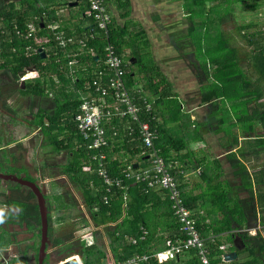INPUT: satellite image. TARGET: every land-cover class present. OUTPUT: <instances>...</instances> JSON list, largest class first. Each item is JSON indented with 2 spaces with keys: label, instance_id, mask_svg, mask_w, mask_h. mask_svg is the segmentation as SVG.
I'll use <instances>...</instances> for the list:
<instances>
[{
  "label": "trees",
  "instance_id": "trees-1",
  "mask_svg": "<svg viewBox=\"0 0 264 264\" xmlns=\"http://www.w3.org/2000/svg\"><path fill=\"white\" fill-rule=\"evenodd\" d=\"M208 0H191V2L198 5L200 3V14L202 16V28L204 32H210V26L213 24L220 25L228 19L235 18L236 9L239 8L242 12L257 11L264 8V0H211L214 6L220 8L224 4L239 3L237 7H229L227 13H223L221 10L216 14H212V6H208ZM83 4L85 1H81ZM81 2H78L77 5ZM26 6H22L23 0H21V8L16 9L13 4L8 6L0 5V71H8L12 78L16 82V88L22 95L39 97L41 99L50 98L52 103L55 104V108L52 110H46L41 107H37L33 112L32 108L34 103L31 102L30 110L32 119L30 120V126L32 125L36 129L40 130V133L44 137V141L50 145L52 150L56 153L66 151L69 154V160L62 168V173L68 175L70 180L74 182L80 189L83 195L84 204L95 226L103 225L109 238V245L111 252L116 260V263L124 262L126 259L136 253H151L154 250L161 249L164 246V242L167 237H174L177 235L178 224L173 216L168 201V208L172 221L175 225H172L174 232H170L167 235H158L154 238L152 232H149L152 224H148V209L147 205L152 198H160L158 192L148 190L145 192L139 183L125 182V190L113 188L109 194L108 203H104L103 196L106 194V185L103 184L101 178L97 175V163L92 160L94 151L87 148V141L83 139L76 128L74 116L78 112V108L81 102L82 93H86L89 90L85 88V84L94 77L95 73L103 68V47L104 40L101 34L99 35L95 31L94 25L82 26L79 31L90 30L95 32L93 38H88L86 45L79 50L77 45H69L66 48H60L57 46L53 39V32L47 27L49 19L47 15L49 11L44 10L36 6L37 1L25 2ZM67 4V3H65ZM127 5L125 1L123 6ZM86 6V4H85ZM86 7H83L82 13H84ZM233 9V10H232ZM81 13V14H82ZM91 21V20H90ZM33 22L36 27L35 35L37 37H48L49 42L37 45L34 42V38H25L24 35L27 32L28 23ZM92 22V21H91ZM257 23H248L239 25L237 31L242 32L245 28H256ZM17 30L21 32V35L17 34ZM123 29L119 26H114V22L109 25V40L113 43L117 53L122 56L121 40L124 38ZM218 39L212 44L207 45V52L210 54V62L216 66L217 71L220 68L237 67L240 64V57L237 53V48L230 42L225 40L224 33L220 32ZM245 37L249 49L248 65L252 71L256 74V80L252 81L247 79L246 86L242 87L244 94L239 96V99H250V103L257 105L256 101L264 94V30L255 32H244L241 34ZM208 39V37H207ZM206 40V39H205ZM30 46V49L27 47ZM32 48H36L34 51ZM43 48L44 57L39 49ZM89 48L93 50V53L89 52ZM77 54V64L73 66L74 72L70 74L67 62L73 58V54ZM207 54V53H206ZM136 63H140L138 53L132 51ZM99 65L97 68L96 66ZM128 65V63H127ZM31 69L38 73L35 78L27 79L22 84H19L18 74L25 70ZM127 69V67H126ZM142 73L141 71H139ZM130 73L125 74V79L130 78ZM157 79L153 83L154 78H150L146 82L145 89L155 95L153 102V114H155V107L162 103L167 106L168 110L166 116L170 121H177L180 115V103L177 100L176 93L172 90L171 85L166 78L160 73L153 75ZM231 77V76H230ZM241 77L247 78L246 75L241 73L232 75L229 78V82L235 83L239 81L242 83ZM127 82V81H126ZM260 82L262 87H260ZM12 88V87H11ZM239 88V87H238ZM73 89V90H72ZM219 88L213 89L214 95L220 97ZM239 89L232 91L240 92ZM4 89L0 86V108L7 109L11 113H15V108L6 103L9 94L14 89ZM210 91V90H209ZM4 93L8 96H4ZM213 98V95L207 97L206 100ZM251 105L250 112V131L254 129L253 123L260 121L264 128V111L258 112L256 106ZM171 114V115H170ZM258 114L261 115L258 118ZM263 117V118H262ZM148 118V117H147ZM151 126L157 129V138L155 140L156 146L161 149L160 154L163 156L166 162H170L171 153L181 151L185 147V142L181 138L174 136L168 137L167 147L160 144V127L156 124V121L151 120ZM125 142H132V145H138L140 140L138 134L135 132L133 135H126L123 139ZM10 139L3 142L0 136V168L6 165L8 160L5 155V147L12 143ZM102 153H107V147L101 149ZM136 153L141 154L140 159H145L146 155H142L141 145L136 149ZM182 162L184 159H181ZM238 168L242 169V164L238 159L235 160ZM88 165V171L83 170L84 165ZM106 168L109 174L112 176L120 175L121 171L125 168V164L122 165L116 160H105ZM123 167V168H122ZM121 168V169H120ZM172 172V170H171ZM174 172V171H173ZM172 172V173H173ZM5 183L7 188L12 191L11 197L4 198V191H0V206L7 205V210L0 213V248L7 247V244H16L14 240L15 233L12 231H6L4 225L16 224L20 228L24 225L32 233L31 249L34 252L35 262L38 264V250L40 245V213L37 204V199L32 190L28 187L22 186L19 183L12 181L0 180ZM220 188V187H218ZM217 188V189H218ZM250 203L245 207L243 202L237 193H233L231 190L225 191L222 189L221 194L214 195V205L219 208L222 217L220 219L213 220V223L209 227H202L197 221L203 236L211 229L214 234L228 233L230 239L233 235H239L240 239L244 243L242 249L237 250V259L231 262H225L221 260L220 255L223 253L218 249L220 244L219 240H215L213 243L207 241L210 246V259L212 264H264V234L257 230L254 235L248 233V229H253L260 224L264 229V193L257 192V200H259V211L262 215L259 218L256 216V204L253 200V190L250 187ZM126 195L125 206L123 205V195ZM57 200L56 208L63 210L67 201L62 194L55 195ZM59 198L62 200L60 203ZM167 198V197H166ZM46 199V196H45ZM185 199V204L189 208H193L190 199ZM251 211L250 215H247V209ZM1 209V207H0ZM50 206L47 205V210L50 211ZM124 215V217H122ZM122 217V219H121ZM119 219L122 222H117ZM49 231L51 227V217L48 212L47 216ZM114 223V224H112ZM145 228L148 231V235L144 241H138L136 244H131L128 241V237H137L140 234V227ZM246 229V230H243ZM8 234V239L3 240V233ZM232 241V240H231ZM55 245H61L63 251L67 254H79L83 264H102L106 255L105 252L100 249L97 244L87 246L84 241L75 239L72 241H62L56 239ZM232 249L235 250L234 247ZM77 251V252H75ZM16 255L10 259L0 260V264H29L27 260L21 256V250L17 248ZM187 257L182 259L179 257L175 260H170L162 264H199L198 259L194 251L185 253ZM46 264V258L43 261ZM142 264H159L154 260H150L149 263Z\"/></svg>",
  "mask_w": 264,
  "mask_h": 264
},
{
  "label": "crops",
  "instance_id": "crops-1",
  "mask_svg": "<svg viewBox=\"0 0 264 264\" xmlns=\"http://www.w3.org/2000/svg\"><path fill=\"white\" fill-rule=\"evenodd\" d=\"M35 1H37V7L49 11V14H45L50 20L49 24L57 26L56 31L62 32L64 35L84 37L88 31H79L80 27L93 25L92 20L84 16L83 13L80 16L76 13L77 4L69 6V3L74 0ZM125 1L127 5L123 6ZM206 2H210L213 5L217 3L211 0ZM85 4L86 1L83 7H86ZM211 4L208 6L211 7ZM199 5L200 3L196 5L191 0H106V7L111 15L112 22H114V26H119L125 31L124 38L121 40V57L123 58L124 51L127 50L128 54L131 55L134 50L138 53L141 60L137 66L142 73L138 70L137 72H133L129 68V65H127V74L130 73L131 76L125 79L128 88L132 93L137 87L140 88V94L154 102L155 95L153 96L154 98L151 97L148 94L149 91L145 89V83H140L136 76L140 75L149 79V74L160 73L166 78L177 95V100L180 103L178 120L175 122L168 120V116L165 117L168 108L166 105L160 103L155 107L156 124L161 129L160 144L164 145L165 148L167 147L168 137L171 135L181 138L185 142V147L181 151H170L171 160L167 163L170 164L172 172L174 171L172 174L178 183L184 203V198L190 199L189 202H192V209L185 205L196 225L198 221L202 227H209L213 223V220L222 217L219 208L214 205L213 197L216 193L221 194L222 189L225 191L229 189L233 193H237L240 200L244 203L243 205L247 206L250 203V187L253 190V200L256 204V216L259 223L262 213L258 209L260 202L257 200L256 193H264V128L260 120L253 123L254 129L250 131L249 119L251 105H254L253 107L256 106L258 112L264 111V94L257 99V105L250 103V99H239V96L244 94L242 87L246 86L245 82L247 79L256 80V74L248 65L249 46L248 48L246 47V56L244 52L245 58H242L238 54L240 64L237 67L225 66L217 71L216 66L208 60L205 66L209 63L210 66H207V69L211 68V71L204 70L201 61H198L195 56L199 54L198 51H201L202 47H205L202 42V16L200 17V11L196 10ZM212 14L216 13L213 12ZM81 19H85L86 22L82 23ZM254 22L258 26L264 24V22L260 23L258 19ZM75 23H78V25H75ZM221 24L217 25L215 23V26L212 25L218 29V32L215 39L209 38L206 44L214 43L215 45V41L221 36L220 32H223L225 35V32L219 28ZM244 32L242 31L241 34ZM229 38L232 40V36H229ZM243 38L246 39L245 37ZM206 49L204 48V51L207 53L206 56L209 59L210 54H208ZM129 61L137 64L134 57L130 58ZM125 62L126 64L128 63L127 61ZM238 73L247 77H241L243 79L242 83L239 82L240 80L235 83L228 81L232 75ZM203 74L206 77L205 81L202 79ZM191 77H193L192 80ZM156 81L157 79L154 78L153 83ZM234 87L239 89L238 91L240 92L232 91ZM260 87H262L261 82ZM216 88L222 90V92L219 90L220 97L214 95L213 89ZM88 93H82L81 95L84 96ZM211 95H213V98L209 101L206 100ZM36 98L43 101L47 99ZM38 107L43 108L41 105ZM54 108L55 104L52 103V108L48 105V108L43 109L52 110ZM260 117L261 115L258 114V118ZM103 125L106 128L108 137L107 153H104L108 160L119 161L122 165L125 164L123 167L130 165L135 171L149 165L150 161L147 155L145 159H140L141 154L136 153V149L141 145L140 142L138 145L133 146L132 142L123 141L127 135V126L134 125L133 122L128 118L120 119L114 117L109 120H103ZM114 130L117 132L116 135H113ZM189 142L190 144H188ZM5 155L8 162L2 167L10 166L21 169L24 178L28 175L30 177L28 180L36 183V179L28 174L25 167H16L10 164L11 161H15L16 159L12 154L9 153L8 156L6 151ZM182 158L184 159L183 162ZM236 159L242 164V169L237 167ZM68 160L69 154L66 162L60 166V173L67 176V180L80 191L82 196L80 201L74 195L67 197L62 193L67 203H69L64 206L66 208L61 210L54 205L48 211L45 190L36 183L43 190L47 216L49 212L51 217V227L49 231L48 226V243L44 257V260L46 258V264H48L50 255L54 256L55 264L64 262L73 256L80 257V262L83 264L79 254H67L63 251L60 244L55 245L54 242L57 238L62 241L80 239L87 246L95 243L106 255L102 264H122V262L116 263L104 226L94 225L85 207L81 189L70 180L68 175L62 173V168L68 163ZM61 178H53L52 175L48 177L49 181L53 182L58 188L63 187L59 181ZM152 191H160V198H152L147 205L149 211L148 224H152L148 231L152 232L155 238L158 235L173 233L174 228H172V225H175V223L172 221L169 212V200L166 198V192L160 188L153 189ZM4 193V198L7 195L9 198L12 191L6 189ZM59 194L61 193L57 191L53 196ZM2 206L7 207V205ZM74 210H76V213H73ZM57 211V217L53 219L52 212L56 213ZM247 212V215H250L251 211L249 207ZM121 219L117 222H122ZM68 223H72L75 226V232L74 229L65 230V228H62V225L65 226ZM197 228L209 250L210 246L207 241H211L212 243L215 240L220 241L218 249L223 252L220 255L222 261H225L224 253L230 251L237 252L236 249L244 247V245L239 244V248H236L233 244L234 238L239 237V235H233L232 239H230L228 233L217 235L209 229L205 236H203L198 226ZM78 230L82 231L77 234ZM257 230H260L264 234V229L260 224L253 229H248V233L254 235ZM99 231L105 236V247L98 242ZM27 243L32 244V241ZM13 245L8 244V249ZM220 246L224 248L220 249ZM187 252L189 251L182 253L179 257L184 259L187 257L185 255Z\"/></svg>",
  "mask_w": 264,
  "mask_h": 264
},
{
  "label": "built area",
  "instance_id": "built-area-1",
  "mask_svg": "<svg viewBox=\"0 0 264 264\" xmlns=\"http://www.w3.org/2000/svg\"><path fill=\"white\" fill-rule=\"evenodd\" d=\"M85 1L86 9L83 14L92 20L96 33L101 34L105 42L103 47L104 66L95 73L91 81L85 84V88L89 90V93L81 97L74 121L78 132L87 141V148L95 152L92 160L96 161L97 175L106 185V194L103 196V201L108 203L109 194L113 188L125 190V182L139 183L145 192L153 188H160L166 192L170 208L178 224L177 235L166 238L161 249L154 250L151 253H136L122 264L149 263L151 259L162 264L175 260L182 253L191 250L194 251L199 264H212L210 250L183 201L178 183L171 172V166L165 161L160 154V149L155 144L157 129L151 126V120L156 121V116L153 114V102L140 94V88L137 87L132 93L126 84L127 64L109 40L111 15L106 7V0ZM47 27L53 32V39L60 48L75 44L79 47V50H82L87 39L93 38L96 34L90 31L89 35L86 34L84 37H75L56 31L57 26L55 25L48 24ZM16 32L21 35L19 30ZM35 32V24L30 22L27 25V32L24 37H33L37 45L49 42L48 37H37ZM27 49H30V46ZM32 49L36 51V48ZM89 52L93 53V50L89 48ZM76 56V53L73 54V58L67 62L70 73L74 72L73 66L77 64ZM27 73H31L32 76L20 77V83L38 76V73L34 70ZM114 117L128 118L134 123V125L127 126L126 133L127 135H133L135 132L138 134L142 154L147 155L150 161L147 167L135 171L130 165H127L120 175L112 176L109 174L105 165V154L101 152L103 147L108 146L107 131L103 125V120ZM116 134L117 132L114 130L113 135ZM88 169L87 164L83 166V170ZM123 199V205L125 206V194ZM147 235L148 231L141 226L138 238L131 236L128 237V241L131 244H136L138 241H144ZM223 248V246H220V249Z\"/></svg>",
  "mask_w": 264,
  "mask_h": 264
},
{
  "label": "rangeland",
  "instance_id": "rangeland-1",
  "mask_svg": "<svg viewBox=\"0 0 264 264\" xmlns=\"http://www.w3.org/2000/svg\"><path fill=\"white\" fill-rule=\"evenodd\" d=\"M29 1L34 2L35 0H23L22 6H26L25 2H29ZM10 4H13V6L16 9L21 8V0H0L1 6H8ZM209 4L211 3L208 2L207 5ZM211 5H212V10L215 13L220 12V10L223 13H227V11L230 9L229 7L235 8L239 5V3L224 4L221 5L220 8L215 7L213 4ZM83 6L84 4L82 2L76 6L77 9L76 13L79 16L82 13ZM196 10L198 11L201 10L200 5ZM82 18L84 17L82 16ZM256 19H258L260 23L264 22V8L257 11H246V12H242L241 10H239V8H237L235 13V18L233 19L230 18L227 21H224L219 27L221 30L225 32V36H224L225 40L230 42L229 36H232L231 42L234 46H236L238 50V54H240L242 58H245L246 56V47L248 48V44L241 35V33L237 31V27L242 24L255 23L254 21H256ZM81 20L82 23L86 22L85 19H81ZM75 25H78V23H75ZM213 26H215V24H213ZM213 26L212 25L210 26L209 33H205L204 27L202 28V42H203V46L205 45V47H202V50L198 51L199 54L195 55L198 61H201L204 70H209V71H211V68L207 69V66H210L209 63H207V66H205L206 62L209 59L206 56L204 48H207L206 42L209 40V38L215 39V36L218 32V29L214 28ZM259 30H264V24H260L257 28H253V27L245 28L242 31L255 32ZM200 49H201V44H200ZM244 52H245V56H244ZM123 55H124L123 60L128 62L129 68L133 72H137V70L139 71L137 66L138 63L134 64L129 61V59L134 57V55L132 54L129 55L127 50L124 51ZM136 77L140 83H146L149 81L150 78H154L153 75L151 74H149V79L140 75ZM192 79L193 77H191V80ZM202 79L203 81L206 80L204 74ZM0 86L1 87L3 86L4 89L7 90L6 92H8L11 89H14V91L10 92L8 99H6V103L10 104L12 107L15 108V113H11L7 109L0 108V136L3 139V142H5L8 139H10V141H13L9 145V147L6 148L8 156L10 153L16 158L15 161H11L10 164H13L16 167L23 166L26 168L28 174L36 179V183L39 186H41V188H44L45 193L47 195L46 196V201L48 202L47 205L49 204L51 209L54 205L56 206L57 200H55V197H53V195L57 193V191L60 192L61 194L63 193L64 196L67 197L68 196L72 197L71 195H74L80 201L82 199L80 191H78L76 187L67 180V176L61 175L60 173V166L66 162L68 154L65 151H61L59 153L54 152L50 147V145H48L44 141V137L40 133V131L31 128L30 125L28 124V120L32 118L31 110L29 107L31 105V102L34 103V107L32 108V111H35L39 105H44V104L45 105L48 104L52 108V100L47 98L46 100L43 101V100H39L36 97L20 94L16 88V82L14 81L12 75H10L8 71H0ZM148 94L151 97H153L150 91ZM4 96H8V94L4 93ZM1 99L2 97L0 98V100ZM191 142L193 143L192 140ZM188 144H190V142ZM0 172L9 173V174L13 173L14 175H19V176L23 175V173H21V169H17L15 167L12 168L10 166L0 168ZM50 175H52L53 178L62 177L59 181L62 183L63 187L58 188L53 184V182L49 181L48 177H50ZM26 178L30 179L28 175ZM6 188H7L6 184L0 182V191H5ZM53 201H55L56 203ZM59 201L60 203H62V200L60 198ZM0 207H2L0 209V213L3 214L7 210V207L6 206H0ZM73 213H76V210H74ZM57 214L58 211L56 213L52 212L53 219L57 217ZM62 228H65V230L74 229L75 232V226L72 223H68L65 226L62 225ZM4 229L8 232L12 231L13 233H15V239L20 243H26L31 241L32 239V233L24 225L20 228L17 225L7 224L4 225ZM81 231L82 230H78L76 233L78 234ZM98 235H99L98 237L99 244L105 247V241H106V239H104L105 236L101 234V231H99ZM4 239L5 240L8 239V234L6 232L3 233V240ZM16 250L17 249L15 246L9 247L8 249V244L7 247L0 248V260L12 258L14 254L16 255L15 253ZM53 263L55 264L54 256L50 255V258L48 259V264H53ZM19 264L22 263L20 262Z\"/></svg>",
  "mask_w": 264,
  "mask_h": 264
},
{
  "label": "water",
  "instance_id": "water-1",
  "mask_svg": "<svg viewBox=\"0 0 264 264\" xmlns=\"http://www.w3.org/2000/svg\"><path fill=\"white\" fill-rule=\"evenodd\" d=\"M79 1L80 0H74L73 2L69 3V6H75ZM39 52L42 53L41 57L43 58L44 57L43 48H40ZM28 71H33V70L25 69L18 74V77L20 78L25 76ZM0 179L13 181L21 185L27 186L32 190V192L36 196L37 204L39 207V213H40V245L38 250L37 262L38 264H44L43 261L46 254V246L48 243V237H47L48 224H47V212H46L43 190L35 182L30 181L24 178L23 176H16L13 174L0 172ZM233 244L236 248H239V244H241L242 246L244 245L243 241L239 237L234 238ZM224 259L227 262L236 260L237 252L230 251L224 253ZM79 261H80V257L73 256L70 259L58 264H81L79 263Z\"/></svg>",
  "mask_w": 264,
  "mask_h": 264
},
{
  "label": "flooded vegetation",
  "instance_id": "flooded-vegetation-1",
  "mask_svg": "<svg viewBox=\"0 0 264 264\" xmlns=\"http://www.w3.org/2000/svg\"><path fill=\"white\" fill-rule=\"evenodd\" d=\"M43 108H48V104H44V105H41ZM36 111V110H35ZM35 111H33V112H35ZM32 119V118H31ZM30 119V120H31ZM30 120H28V124L30 125ZM31 128H33V129H35V130H39L38 128L36 129L35 127H33L32 125L30 126ZM40 131V130H39ZM5 181H8V180H5ZM12 225H16V224H12ZM18 226V225H17ZM19 227V226H18ZM14 240L16 241V239L14 238ZM17 243L16 244H14L13 246H15L16 247V249L18 248V249H20L21 250V256L22 257H24L26 260H27V262L29 263V264H33L34 262H35V257H34V252L32 251V249H31V244L30 243H20V242H18V241H16Z\"/></svg>",
  "mask_w": 264,
  "mask_h": 264
},
{
  "label": "bare ground",
  "instance_id": "bare-ground-1",
  "mask_svg": "<svg viewBox=\"0 0 264 264\" xmlns=\"http://www.w3.org/2000/svg\"><path fill=\"white\" fill-rule=\"evenodd\" d=\"M26 76L31 77L32 75H31V73H27ZM79 263H81V262L79 261Z\"/></svg>",
  "mask_w": 264,
  "mask_h": 264
}]
</instances>
